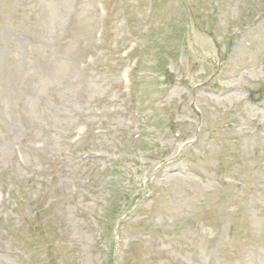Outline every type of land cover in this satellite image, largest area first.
<instances>
[{
  "label": "rangeland",
  "instance_id": "obj_1",
  "mask_svg": "<svg viewBox=\"0 0 264 264\" xmlns=\"http://www.w3.org/2000/svg\"><path fill=\"white\" fill-rule=\"evenodd\" d=\"M108 261L264 264V0H0V264Z\"/></svg>",
  "mask_w": 264,
  "mask_h": 264
}]
</instances>
